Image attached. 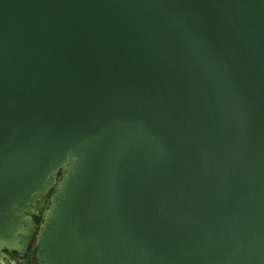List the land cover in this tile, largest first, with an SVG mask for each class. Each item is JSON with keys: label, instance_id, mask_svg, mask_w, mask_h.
I'll use <instances>...</instances> for the list:
<instances>
[{"label": "water", "instance_id": "95a60500", "mask_svg": "<svg viewBox=\"0 0 264 264\" xmlns=\"http://www.w3.org/2000/svg\"><path fill=\"white\" fill-rule=\"evenodd\" d=\"M34 242L264 264V0H0V264Z\"/></svg>", "mask_w": 264, "mask_h": 264}, {"label": "flooded vegetation", "instance_id": "af4514ba", "mask_svg": "<svg viewBox=\"0 0 264 264\" xmlns=\"http://www.w3.org/2000/svg\"><path fill=\"white\" fill-rule=\"evenodd\" d=\"M52 194H53V191H52L50 194L44 196V197L41 199V201L35 205V210H36L38 213L41 214V217L36 219L37 222L39 223V225H41L42 222H43V218H44V215H45L46 209H48V206H49V203H50V199H51ZM49 195H50V196H49ZM47 196H49L50 198H49V200H48L47 203H46L45 200H46V197H47ZM35 241H36V240H35ZM35 244H36V242H34V244H33V246H32V251H31V253H33V256H34V248H35ZM10 255H11L12 258L16 259L17 262L19 261L18 255H17L16 253H10ZM29 255H30V254H29ZM29 255H28V256H29ZM20 260H21V259H20ZM34 264H35V261H34Z\"/></svg>", "mask_w": 264, "mask_h": 264}, {"label": "rangeland", "instance_id": "374dc122", "mask_svg": "<svg viewBox=\"0 0 264 264\" xmlns=\"http://www.w3.org/2000/svg\"><path fill=\"white\" fill-rule=\"evenodd\" d=\"M5 264H34V256L33 253H30V255L27 256V258H25L24 260L19 259L17 263H10L8 261H5Z\"/></svg>", "mask_w": 264, "mask_h": 264}, {"label": "trees", "instance_id": "16d2710c", "mask_svg": "<svg viewBox=\"0 0 264 264\" xmlns=\"http://www.w3.org/2000/svg\"><path fill=\"white\" fill-rule=\"evenodd\" d=\"M58 176L61 178V177H62V173H59V175H58ZM49 196H50V195H49ZM49 196H47V197H46V200H45V201H46V203H47V201H48V200H49V198H50Z\"/></svg>", "mask_w": 264, "mask_h": 264}]
</instances>
